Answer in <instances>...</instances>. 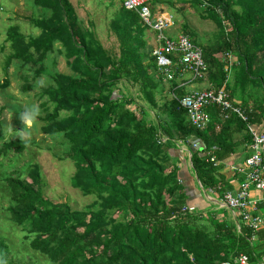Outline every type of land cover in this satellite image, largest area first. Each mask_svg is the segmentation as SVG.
<instances>
[{
  "label": "trees",
  "instance_id": "1",
  "mask_svg": "<svg viewBox=\"0 0 264 264\" xmlns=\"http://www.w3.org/2000/svg\"><path fill=\"white\" fill-rule=\"evenodd\" d=\"M33 2L46 10L27 18L39 33L27 37L18 25L7 27L10 53L4 69L18 61L32 68V81L49 76L52 83L40 90L45 98L40 130L62 135L68 149L58 159L73 163L71 187L95 201L78 211L47 199L37 164L5 176L10 221L25 233L30 249L51 264H230L240 255L250 264L264 260V226L253 232L239 217L235 224L228 216L182 212L188 196L180 163L187 157L176 144L188 147L187 180L222 197L231 186L221 165L249 142L244 125L234 117L222 121L213 106L207 127L197 130L178 102L188 92L175 79L168 81L170 99L157 101L163 78L145 38L148 28L122 0L109 23L117 58L103 48L90 20L87 25L79 21L69 0ZM178 3H188L219 31L206 46L185 25L180 32L201 49L208 88L224 87L230 99L252 108L253 122H264V0H150L147 6L154 13L158 5L172 11ZM55 51L64 55L71 74H48L41 64ZM123 79L137 87L154 118L143 106L129 108L134 98L115 94ZM7 85L4 78L0 88ZM29 87L25 82L22 90ZM236 134H244L242 141L234 142ZM25 148L23 140L13 139L1 145L0 155ZM0 264L31 263L14 258L0 240Z\"/></svg>",
  "mask_w": 264,
  "mask_h": 264
},
{
  "label": "rangeland",
  "instance_id": "2",
  "mask_svg": "<svg viewBox=\"0 0 264 264\" xmlns=\"http://www.w3.org/2000/svg\"><path fill=\"white\" fill-rule=\"evenodd\" d=\"M74 6L78 19L83 24L92 22L97 39L113 57L118 56V42L110 29V21L117 11L120 0H69ZM174 18V25L164 31V35L175 37L182 32L185 25L189 32H193L199 44L206 46L212 44L218 35L217 28L208 20H203L198 13L189 6L178 3L175 10L164 8ZM46 10L37 7L33 0H0V82L7 78L8 85L0 88V147L3 143L13 139H21L26 143V148L21 153L9 151L0 155V240L4 241L11 255L31 264H51L44 256L30 249L25 233L20 227L10 221L7 211L10 204L9 193L4 183V177L11 172L23 171L28 164H37L43 177V194L47 199L55 203H67L71 210H85L95 201L94 195L83 196L78 190L71 187V177L74 173L73 163L59 160L68 149V144L61 134L48 136L41 132L42 122L39 117L43 116L41 103L45 98L40 97V90L49 84L51 80L48 75H41L32 81L33 70L23 66L18 61L4 69L5 60L10 53L8 43H5V32L10 25H18L20 31L27 37L36 36L39 33L27 18L40 16ZM148 46L152 49L155 45V34L145 31ZM58 50L59 45L55 46ZM48 74L61 72L71 74L63 54L55 51L49 54L41 63ZM26 78V79H25ZM204 82L206 81L203 79ZM27 82L29 89L22 90ZM206 82L198 84L195 81L187 89L199 90L206 88ZM163 93H157L159 103L170 98L168 93V82L163 85ZM117 95L134 98L135 104L143 106L147 117L154 118L152 108L140 97L135 85L129 80L123 79L115 91ZM238 100V99H237ZM36 108L35 114L32 109ZM28 118H25V117ZM264 214V208L260 209Z\"/></svg>",
  "mask_w": 264,
  "mask_h": 264
},
{
  "label": "built area",
  "instance_id": "3",
  "mask_svg": "<svg viewBox=\"0 0 264 264\" xmlns=\"http://www.w3.org/2000/svg\"><path fill=\"white\" fill-rule=\"evenodd\" d=\"M149 2L150 0H122V6L126 10L135 11L140 22L155 34L156 45L152 48L151 55L163 81L168 82L185 74H189L192 80L204 79L207 66L203 61L201 49L182 33L175 37L164 35V31L174 25V18L170 13L159 10L152 13L147 6ZM224 29L227 31L226 27ZM224 58L229 71L231 55L226 53ZM175 73L177 76H174ZM178 102L185 110L189 123L197 130H204L207 127L209 122L207 110L213 106L219 109V118L222 121L234 117L244 125V132L249 136L250 154L244 160L243 180L236 192L231 190L224 192L221 201L253 232H258L264 226V220L256 211L259 205L264 207V199L251 198L250 190L254 188L264 193V122L260 124L253 122L252 108L230 99L224 87L192 90ZM135 108L131 107L133 111H137ZM210 161L214 162V158L211 157ZM182 212L198 213L196 208L191 206L184 207ZM230 264L250 263L245 255H240ZM257 264H264V260Z\"/></svg>",
  "mask_w": 264,
  "mask_h": 264
},
{
  "label": "crops",
  "instance_id": "4",
  "mask_svg": "<svg viewBox=\"0 0 264 264\" xmlns=\"http://www.w3.org/2000/svg\"><path fill=\"white\" fill-rule=\"evenodd\" d=\"M164 8H165L164 6L158 5L156 7V11L159 10V11L166 12ZM194 81L195 80H192L189 74H185L182 77H176L174 80V83H176L177 86L180 87V89L186 93V92L192 91V89H187V86H191ZM195 82L198 84H202V83H205L206 81L204 82L203 80L201 82H198V81H195ZM164 83L165 81L161 83L162 87ZM206 85L207 86L204 89L208 88L207 83ZM168 86H169L168 93L171 96V89H170L171 84L169 82H168ZM199 90H203V89H199ZM161 93H163V89ZM234 100L239 102V100L237 99H234ZM243 135L244 134H236L234 137V142L242 141ZM248 144L249 142L237 147L238 148L237 152L231 155V157H229L221 165L222 167L220 169V173L225 177V179L227 180V183L231 186V191L233 192L237 191V189L240 186V183L243 180L244 160L250 154ZM176 146L179 150L185 152V155L187 157V161L184 162V164L180 163L181 177H182L181 179H182L183 185H185L186 193L188 196L187 201H186V206L194 207L199 213H202V214L211 213L218 218H225L226 216H228L227 219L237 224V221H236L237 215L235 214V212L231 211L230 209L224 206L223 202L221 201V197L217 193L204 191L201 189V186L199 185L197 181L187 180L186 170L190 171V168H191L188 147L185 144H181V143L176 144ZM193 147H195V145H193ZM250 196L251 198H254V199H259V200L264 199V193L254 188H251ZM261 208H264V207L262 205H259L258 211H256V214L260 215L264 220V214L261 213L260 211Z\"/></svg>",
  "mask_w": 264,
  "mask_h": 264
},
{
  "label": "clouds",
  "instance_id": "5",
  "mask_svg": "<svg viewBox=\"0 0 264 264\" xmlns=\"http://www.w3.org/2000/svg\"><path fill=\"white\" fill-rule=\"evenodd\" d=\"M31 111H32V114H35L36 111H37V109L36 108H33ZM25 118H28V117L26 116Z\"/></svg>",
  "mask_w": 264,
  "mask_h": 264
}]
</instances>
